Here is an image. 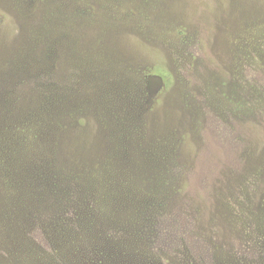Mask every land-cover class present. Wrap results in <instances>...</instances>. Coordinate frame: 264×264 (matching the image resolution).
Segmentation results:
<instances>
[{
    "label": "rangeland",
    "instance_id": "obj_1",
    "mask_svg": "<svg viewBox=\"0 0 264 264\" xmlns=\"http://www.w3.org/2000/svg\"><path fill=\"white\" fill-rule=\"evenodd\" d=\"M0 264H264V0H0Z\"/></svg>",
    "mask_w": 264,
    "mask_h": 264
}]
</instances>
